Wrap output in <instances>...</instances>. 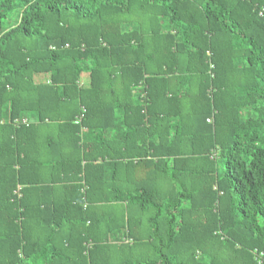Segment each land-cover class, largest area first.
<instances>
[{
  "label": "trees",
  "instance_id": "16d2710c",
  "mask_svg": "<svg viewBox=\"0 0 264 264\" xmlns=\"http://www.w3.org/2000/svg\"><path fill=\"white\" fill-rule=\"evenodd\" d=\"M0 264H264V0H0Z\"/></svg>",
  "mask_w": 264,
  "mask_h": 264
},
{
  "label": "built area",
  "instance_id": "2783aa9c",
  "mask_svg": "<svg viewBox=\"0 0 264 264\" xmlns=\"http://www.w3.org/2000/svg\"><path fill=\"white\" fill-rule=\"evenodd\" d=\"M28 121H27V119L26 118H22V119H20V120H17V121H15V123H22V124H26ZM124 240V239H123ZM122 240V241H123ZM125 242H127L126 240H124Z\"/></svg>",
  "mask_w": 264,
  "mask_h": 264
},
{
  "label": "rangeland",
  "instance_id": "374dc122",
  "mask_svg": "<svg viewBox=\"0 0 264 264\" xmlns=\"http://www.w3.org/2000/svg\"><path fill=\"white\" fill-rule=\"evenodd\" d=\"M86 82H87V80H86Z\"/></svg>",
  "mask_w": 264,
  "mask_h": 264
}]
</instances>
